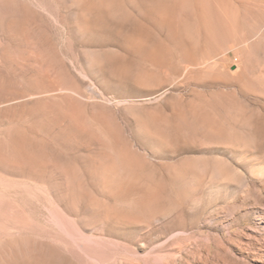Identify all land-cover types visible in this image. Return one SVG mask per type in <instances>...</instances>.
Masks as SVG:
<instances>
[{
	"label": "rangeland",
	"instance_id": "1",
	"mask_svg": "<svg viewBox=\"0 0 264 264\" xmlns=\"http://www.w3.org/2000/svg\"><path fill=\"white\" fill-rule=\"evenodd\" d=\"M0 264H264V0H0Z\"/></svg>",
	"mask_w": 264,
	"mask_h": 264
}]
</instances>
